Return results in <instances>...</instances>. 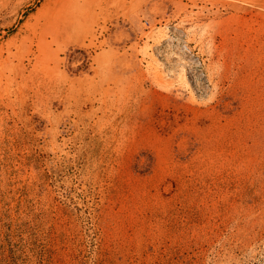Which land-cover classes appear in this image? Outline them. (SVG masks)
I'll use <instances>...</instances> for the list:
<instances>
[{"label":"rangeland","instance_id":"obj_1","mask_svg":"<svg viewBox=\"0 0 264 264\" xmlns=\"http://www.w3.org/2000/svg\"><path fill=\"white\" fill-rule=\"evenodd\" d=\"M0 264H264V0H0Z\"/></svg>","mask_w":264,"mask_h":264}]
</instances>
